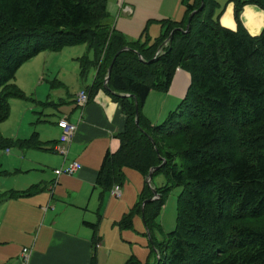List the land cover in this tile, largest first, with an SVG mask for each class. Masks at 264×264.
<instances>
[{"label":"trees","instance_id":"16d2710c","mask_svg":"<svg viewBox=\"0 0 264 264\" xmlns=\"http://www.w3.org/2000/svg\"><path fill=\"white\" fill-rule=\"evenodd\" d=\"M108 1L0 0V150L45 149L38 133L11 139L1 132L12 100H35L15 82L20 68L41 53L87 45L94 58L78 61L84 81L97 71L85 89L89 98L104 90L127 117L116 137L120 147L107 152L96 186L110 192L123 186L126 170L147 180L157 167L152 178L162 174L168 182L155 187L158 198L143 209L154 197L146 181L120 226L133 229L134 216L143 213L151 229L171 191L182 189L176 228L152 241L157 260L131 256L125 264H264V29L252 36L240 21L245 6L264 10V0H232L235 31L216 18V0H183L184 20H149L136 40L113 27ZM154 23L162 33L152 39ZM179 68L192 76L188 93L154 125L143 113L146 100L152 91L167 92ZM38 190L0 193V204ZM87 224L96 242L98 226Z\"/></svg>","mask_w":264,"mask_h":264},{"label":"crops","instance_id":"0c3cea01","mask_svg":"<svg viewBox=\"0 0 264 264\" xmlns=\"http://www.w3.org/2000/svg\"><path fill=\"white\" fill-rule=\"evenodd\" d=\"M218 1L220 7L229 2L227 18L220 19V23L225 28L237 30L235 4L232 0ZM108 12L113 27L131 40L138 39L149 20L178 22L185 17L183 0H123L122 5L117 0H109ZM242 13L241 20L248 32L252 36L260 35L264 29V12L258 6L247 5ZM248 16H252V24ZM156 26L161 34L162 28L157 23L150 27L152 34L156 33ZM250 27L261 32L253 34ZM76 48L82 47L44 52L24 64L18 71L24 72V85L16 76V84L35 100H12L10 118L2 124L1 132L11 139H29L38 133L45 149L18 148L19 156H12V151L7 150V157L0 159L2 168L6 165L13 167L6 168V172L22 174L26 182L19 188L1 186L0 193L10 195L33 187L39 189L36 194L19 196L0 204V264L18 263L24 248L30 249V264H91L92 257H97L95 250L104 246L99 237L94 242V230L87 223L96 224L99 230L100 220L93 222L91 218L96 215L101 218L103 205L108 202V208L112 202L104 194L109 191L96 186V180L107 152L115 153L120 147L116 137L124 132L127 117L120 104L104 90H100L85 106L78 104V92L86 86L79 89L75 86L69 90L74 86L68 81L73 80L72 76H75L74 83L80 78L78 60L88 55V49ZM42 55L45 59L40 64L35 63ZM89 57L93 59L94 53L91 55L90 52ZM50 60L53 63L66 61L68 69L62 67L52 72ZM48 72L52 73L51 77L47 76ZM96 73V70L90 72L88 83L95 79ZM191 82V74L179 68L167 92L152 91L149 94L143 108L144 115L152 123H157L155 125L164 122L186 97ZM56 99L65 110L59 119L65 118L78 126L66 160L54 152L62 130L57 122L50 127L47 126L50 123H46V118L56 116L53 110ZM73 162L80 165L78 172L57 176L58 170ZM99 190H103L102 195ZM93 202L99 207L98 213L90 211Z\"/></svg>","mask_w":264,"mask_h":264},{"label":"rangeland","instance_id":"374dc122","mask_svg":"<svg viewBox=\"0 0 264 264\" xmlns=\"http://www.w3.org/2000/svg\"><path fill=\"white\" fill-rule=\"evenodd\" d=\"M219 3V8L216 10V18L220 16V19L223 17L227 18V2L226 4L223 3V5L220 7V2L216 0ZM227 1V0H223ZM260 8V7H259ZM263 12L264 10L260 8ZM236 12V11H235ZM243 12V11H242ZM242 14L240 15V21L242 25L244 26L241 18ZM235 20H236V15ZM252 16H248L247 18L251 21ZM237 22V20H236ZM238 24V23H237ZM252 24V21L250 22ZM222 25V24H221ZM152 26V25H151ZM150 26V27H151ZM223 26V25H222ZM149 27V35L152 36L154 39L160 34L159 29L157 28L156 33L152 34V30H150ZM154 27V26H153ZM238 28V27H237ZM253 34H259L261 31H255L257 29H254V27H250L249 29ZM263 30V29H262ZM143 32V31H142ZM142 34V33H141ZM140 34V36H141ZM139 36V37H140ZM138 37V38H139ZM151 37V38H152ZM152 38V39H153ZM83 49H88V55L91 52V55L93 54L92 51L89 50L87 45L79 46ZM82 48H76V49H82ZM84 52V51H83ZM45 55H42L38 60L35 61V63H41V61L44 58ZM68 64L66 61L61 62H51L50 60V66L52 68V72H54L55 69L59 68H66L65 66ZM50 68V67H49ZM68 69V68H66ZM66 72V71H65ZM69 72V70L67 71ZM23 70H21L17 77H19L18 81L22 82L24 85L25 79L23 75ZM73 73V72H72ZM71 73V74H72ZM43 74V73H42ZM23 76V77H22ZM47 76L51 77L52 73H47ZM80 76V75H79ZM90 76V74H89ZM88 76V78H89ZM73 80H75V76H72ZM59 78H61L59 76ZM87 78V79H88ZM54 79V78H53ZM52 79V80H53ZM68 81L70 85H73L74 87L70 88L69 90H72L73 88L79 89L83 86H91L93 81H90L88 83V80H83V78L80 76L78 78L77 82L74 83V81ZM74 83V84H72ZM56 81L52 82V85L55 86ZM19 87V86H18ZM20 88V87H19ZM85 89L81 90L84 91ZM80 91V92H81ZM87 91V90H85ZM78 92V93H80ZM32 98V97H31ZM34 99V98H33ZM54 106H56L54 111L55 117L46 118V123L48 127L52 126L57 122V125L60 121L59 118L63 117V112L65 110L63 109L64 105L59 101L55 100ZM66 106V105H65ZM54 108V107H52ZM60 109V110H57ZM44 118V119H45ZM163 121V120H162ZM161 121V122H162ZM160 122V123H161ZM154 125L157 123H153ZM2 126V125H1ZM12 156H19L17 153L19 151L18 148H11ZM7 150H0V159L4 157H7L6 155ZM7 166V165H6ZM1 167V161H0V188L1 186H6L9 188H19L22 187L26 182L24 175L18 174L15 171H8L6 172V168H13L10 167ZM11 170V169H8ZM45 171H48L45 169ZM58 176V175H57ZM146 179L137 171L134 170H126V179L122 186V198L116 199L113 198L111 195V192H104L108 196V199L112 202L109 204L107 208V203L103 205L101 212V218L99 215L91 218L93 222H99L100 228L98 230V237L101 239V242L104 243V246L99 247L95 250L97 252V262L98 264H125L127 259H129L131 256H136L140 261L142 262H150L154 263L158 256H157V250L155 246H153V242H162L166 239L167 234L172 232L176 226H177V218H178V197L181 194L182 189L181 188H175L171 191L169 196L166 199L165 205L161 209L159 216L156 218L153 226L151 229H148L146 224L144 223V217L143 213H137L134 216V227L133 229H123L120 226V222L123 218V213H128L131 208L139 201L140 194L142 192L143 187L145 186ZM166 178L162 174L156 175L154 178H152L151 181V188L152 190L155 189V187H160L162 185L167 184ZM101 195L103 194V190H99ZM101 198H99L100 202ZM97 210V211H96ZM99 207H97L96 203L93 202L92 207L90 208V211L92 213H98ZM125 214V213H124Z\"/></svg>","mask_w":264,"mask_h":264},{"label":"built area","instance_id":"2783aa9c","mask_svg":"<svg viewBox=\"0 0 264 264\" xmlns=\"http://www.w3.org/2000/svg\"><path fill=\"white\" fill-rule=\"evenodd\" d=\"M121 5L123 0H117ZM161 54V50L159 51L158 55ZM78 104L80 106H85L90 98L87 91H81L77 97ZM58 126L62 130V137L58 144H56L54 148V152L62 155L66 160L69 156L70 152V145L75 138V135L78 131V126L74 123L69 122L67 119H61L58 123ZM9 152V150H8ZM80 170V165L77 162H73L67 166H64L62 169L57 171L58 177L63 174L74 175L76 172ZM111 194L114 198L121 199L122 198V189L121 186L116 185L112 190ZM16 264H30V249L24 248L18 263Z\"/></svg>","mask_w":264,"mask_h":264},{"label":"water","instance_id":"95a60500","mask_svg":"<svg viewBox=\"0 0 264 264\" xmlns=\"http://www.w3.org/2000/svg\"><path fill=\"white\" fill-rule=\"evenodd\" d=\"M202 8H203V6H202ZM195 13H196V12H194V13L190 16V18H189V23H188V25H187V28H186V31H185V32H188V31L190 30V23H191V20H192L193 15H194ZM172 35H173V33H172ZM172 35H171V36H172ZM167 43H168V42H166L165 45H167ZM159 51H160V50H159ZM159 51L157 52V55H158ZM141 60H142V58H141ZM110 74H111V69L109 70L108 77L106 78V81H105V88H106V89H108V82H109V80H110ZM127 97H130V95H127ZM136 124L139 125V119H138V118L136 119ZM159 169H160V167L154 168V169H152L151 172L149 173L148 178H147V180H146L147 183H148L149 185L151 184L153 173H154L155 171L159 170ZM153 193H154V197H153L152 199H150V200L144 202V204H143V209H144V207H145V205H146L147 202H152V201H154V200H156V199L158 198V197H157L158 193H157V191H156L155 189H153Z\"/></svg>","mask_w":264,"mask_h":264}]
</instances>
